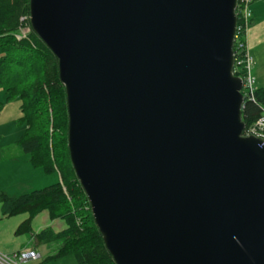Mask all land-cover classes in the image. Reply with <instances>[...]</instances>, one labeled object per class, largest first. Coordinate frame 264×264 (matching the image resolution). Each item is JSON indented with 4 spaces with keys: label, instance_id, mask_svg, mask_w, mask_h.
<instances>
[{
    "label": "water",
    "instance_id": "obj_1",
    "mask_svg": "<svg viewBox=\"0 0 264 264\" xmlns=\"http://www.w3.org/2000/svg\"><path fill=\"white\" fill-rule=\"evenodd\" d=\"M237 1L29 0L116 264H264V140L243 135Z\"/></svg>",
    "mask_w": 264,
    "mask_h": 264
},
{
    "label": "trees",
    "instance_id": "obj_2",
    "mask_svg": "<svg viewBox=\"0 0 264 264\" xmlns=\"http://www.w3.org/2000/svg\"><path fill=\"white\" fill-rule=\"evenodd\" d=\"M28 16L29 0H0V89L5 101L19 100L17 122L25 125L7 149L29 155L34 168L57 173L59 180L16 196L0 193L1 213L6 217L27 213L15 233H29L37 243L57 241L56 252L48 260L72 256L75 264H116L104 246L69 159L66 94L57 58L33 32ZM24 27L29 28L26 36L17 37ZM254 97L242 104L244 130L264 110V85L256 86ZM44 210L51 220H61L63 228L46 226L33 232L31 220Z\"/></svg>",
    "mask_w": 264,
    "mask_h": 264
},
{
    "label": "crops",
    "instance_id": "obj_3",
    "mask_svg": "<svg viewBox=\"0 0 264 264\" xmlns=\"http://www.w3.org/2000/svg\"><path fill=\"white\" fill-rule=\"evenodd\" d=\"M256 10L257 8H255V12H257ZM252 20L254 22V18H252ZM257 27L258 26H253V29ZM248 44L249 46H253V31L251 34L248 32ZM19 117V100H10V102L5 101V94L0 89V153L6 151L12 153L10 157H3L2 153L0 155V193H4L8 196H16L33 189L42 188L59 180V176L55 173H52L56 176V178H53L52 176L46 175L40 168H34L29 161V155L21 153L16 148L7 149L10 145L14 144L24 131L25 125L17 122ZM12 150L14 151L12 152ZM42 212H45L48 216L46 210ZM27 217V213L6 217L2 215L0 209V252L12 253L14 251L32 248L31 246L24 247L22 242L12 235V231L15 227ZM57 220L58 219H50V222L44 225V227L51 226L52 222ZM41 228L43 227H37L33 232H37Z\"/></svg>",
    "mask_w": 264,
    "mask_h": 264
},
{
    "label": "built area",
    "instance_id": "obj_4",
    "mask_svg": "<svg viewBox=\"0 0 264 264\" xmlns=\"http://www.w3.org/2000/svg\"><path fill=\"white\" fill-rule=\"evenodd\" d=\"M252 2L253 0H238L235 10L237 24L234 36V62L232 72L241 78L243 101L246 98L254 100L256 90V78L252 72L253 56L248 44V31L251 18L250 6ZM28 30V27L22 28L17 37H25ZM243 135H253L264 140V110L254 124L243 131ZM39 257L40 254L36 251L35 247L14 251L12 253L0 252V264H24L28 260H36Z\"/></svg>",
    "mask_w": 264,
    "mask_h": 264
},
{
    "label": "rangeland",
    "instance_id": "obj_5",
    "mask_svg": "<svg viewBox=\"0 0 264 264\" xmlns=\"http://www.w3.org/2000/svg\"><path fill=\"white\" fill-rule=\"evenodd\" d=\"M250 7H251V18H254V22L252 20V23H250L249 25L250 27L249 34H251L253 31V46L251 45L249 46L250 52L253 56L252 72L256 78V86H263L264 85V0H253ZM255 8H257L256 10L257 12H255ZM253 26H258V27L256 29H253ZM13 101H18V99H13ZM13 151L14 150H12V152ZM2 155L3 157H10L12 153L6 151L3 152ZM46 175L56 178L54 174H46ZM49 222L50 219L47 216V214L45 212H41L38 215L34 216L33 219L31 220V230L35 231L37 227H44V225H46ZM61 222L62 221L58 219L57 221H53L51 226H53L55 229H61L63 227V223ZM16 227L12 231V235L15 238H17L20 242H22L24 247H30V246L35 247L36 251L41 254L38 259L28 260L24 264H75L74 258L72 256L48 260L47 257L52 256L56 252V249L58 247V242L51 241V242L37 243L34 241L33 237L30 236L29 233H19V234L15 233Z\"/></svg>",
    "mask_w": 264,
    "mask_h": 264
}]
</instances>
